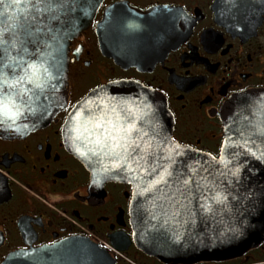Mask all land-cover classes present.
Listing matches in <instances>:
<instances>
[{"label":"water","instance_id":"water-1","mask_svg":"<svg viewBox=\"0 0 264 264\" xmlns=\"http://www.w3.org/2000/svg\"><path fill=\"white\" fill-rule=\"evenodd\" d=\"M59 2L64 7L56 10L58 19L32 21L42 32L38 45H27L28 55L21 59L17 49L7 55L0 50V134L28 132L65 106L69 40L88 26L102 0ZM217 7L216 16L225 15ZM22 9L0 5L5 39L19 32L26 19ZM150 21V10L126 2L109 5L96 25L101 53L118 65L139 66V58H127L123 52L145 44L139 41L150 33ZM179 23L181 14L174 10L175 32ZM219 117L223 141L214 157L174 141L165 98L136 81L118 80L91 90L67 116L69 150L86 167L93 186L108 181L131 186L134 243L163 263L225 261L264 241V89L233 95ZM1 264L115 260L104 248L75 236L11 252Z\"/></svg>","mask_w":264,"mask_h":264},{"label":"flooded vegetation","instance_id":"flooded-vegetation-1","mask_svg":"<svg viewBox=\"0 0 264 264\" xmlns=\"http://www.w3.org/2000/svg\"><path fill=\"white\" fill-rule=\"evenodd\" d=\"M116 2L151 11V31L139 41L145 44L123 52L141 60L137 67L116 64L98 46L96 25ZM216 3L225 15L216 16ZM174 10L181 14L176 32ZM235 26L247 30L228 29ZM67 55L65 106L28 132L0 134V264L11 252L75 236L107 242L116 264H166L134 243L131 186L92 185L67 146V116L91 90L136 81L165 98L174 141L217 157L224 103L264 89V0H102L88 26L69 40ZM196 264H264V241L242 256Z\"/></svg>","mask_w":264,"mask_h":264},{"label":"snow or ice","instance_id":"snow-or-ice-1","mask_svg":"<svg viewBox=\"0 0 264 264\" xmlns=\"http://www.w3.org/2000/svg\"><path fill=\"white\" fill-rule=\"evenodd\" d=\"M0 5L5 8L23 6L22 11L26 14V19L24 23L19 25V32H12L7 39H5L3 32H0V50L7 55L10 49H17L16 54L21 59L23 55L29 54L27 45H38L40 43L42 29L32 21L44 23L45 21L58 19L56 10L64 7V4L59 0H10L8 4L5 3V0H0ZM29 8L31 11H29ZM45 27H47V24H45ZM4 31H7V29ZM100 126L102 127V125ZM184 183L187 184L188 181L185 180Z\"/></svg>","mask_w":264,"mask_h":264}]
</instances>
